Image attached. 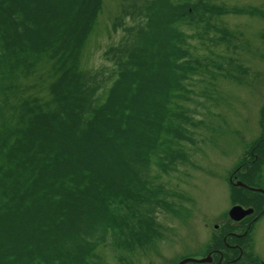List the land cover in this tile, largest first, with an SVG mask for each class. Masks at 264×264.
<instances>
[{
	"label": "trees",
	"instance_id": "16d2710c",
	"mask_svg": "<svg viewBox=\"0 0 264 264\" xmlns=\"http://www.w3.org/2000/svg\"><path fill=\"white\" fill-rule=\"evenodd\" d=\"M101 1L0 0V264H86L114 227L109 202L147 183L192 69L176 23L206 9L148 0L119 12L103 63L85 70ZM136 207L138 238L156 222Z\"/></svg>",
	"mask_w": 264,
	"mask_h": 264
},
{
	"label": "rangeland",
	"instance_id": "374dc122",
	"mask_svg": "<svg viewBox=\"0 0 264 264\" xmlns=\"http://www.w3.org/2000/svg\"><path fill=\"white\" fill-rule=\"evenodd\" d=\"M144 1H101L81 58L85 70L98 68L101 54L117 39L111 34L113 19L130 3ZM189 1L206 10L192 22L187 16L177 20L192 69L171 95L159 144L149 158L150 177L139 193L109 202L114 227L86 264H178L186 257L204 258L207 246L228 231L221 224L226 219L232 224L226 211L236 203L254 204L242 200L235 180L228 182L233 167L246 162L250 171L242 179L264 191V0ZM138 203L153 208L156 225L142 224L147 229L139 228L135 238L144 210L137 209ZM262 213L241 240L243 255L249 253L254 264H264ZM237 228L234 233H241Z\"/></svg>",
	"mask_w": 264,
	"mask_h": 264
},
{
	"label": "flooded vegetation",
	"instance_id": "af4514ba",
	"mask_svg": "<svg viewBox=\"0 0 264 264\" xmlns=\"http://www.w3.org/2000/svg\"><path fill=\"white\" fill-rule=\"evenodd\" d=\"M255 156H256L255 153L251 151L249 157L253 159L252 162L255 160L254 159ZM246 165L247 163L243 162V164H241L240 166L234 169V172L239 171L238 172L239 174L241 171H244L242 176H244L245 174L247 175L250 170L248 167H246ZM234 176L236 175L234 174ZM248 187L250 188V186ZM249 188L246 189L249 192L244 191V193L240 195L244 201L246 200L254 204L252 206H245V207H243L240 204H236V205L241 206L244 210L251 208L253 210L254 215H252L251 217L249 216L245 217L242 221L235 223V224L234 223L230 224V222L227 219L225 220L224 224H221L223 228L225 227L228 229V231L223 232V236H224L223 246H225V248L223 249L222 246L216 245L217 243L215 242L213 243L212 247L210 246L211 249L207 253L210 254V257L212 258L211 264H229L230 262L233 264L234 262L237 263V262H242V261H247V260L250 263H253V264L255 263L254 259L251 260L252 256L250 254L243 255L244 250L241 244V239H243L244 235L246 236V234L248 233L249 229L253 225L252 221L256 217V215L259 216L264 211V191H262V189L259 187H252L251 189ZM255 190L260 195V197H258V195H255V197L252 196V194L254 193L253 191ZM235 227L242 229V232L238 234L236 232L234 233ZM228 239L230 241H227Z\"/></svg>",
	"mask_w": 264,
	"mask_h": 264
},
{
	"label": "water",
	"instance_id": "95a60500",
	"mask_svg": "<svg viewBox=\"0 0 264 264\" xmlns=\"http://www.w3.org/2000/svg\"><path fill=\"white\" fill-rule=\"evenodd\" d=\"M251 210H246V211H242L239 207L237 206H234L230 211H229V214H230V217L235 221V220H240L242 218L245 217V215H248V214H251L250 213ZM200 262V263H204L206 261H209V258H204L203 260H193V259H184L182 262H180L179 264H184V263H187V262Z\"/></svg>",
	"mask_w": 264,
	"mask_h": 264
}]
</instances>
